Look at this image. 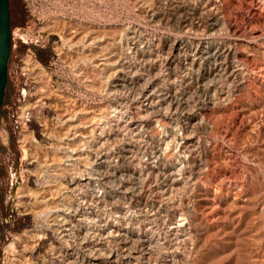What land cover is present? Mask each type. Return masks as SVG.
Returning a JSON list of instances; mask_svg holds the SVG:
<instances>
[{
    "label": "rangeland",
    "instance_id": "rangeland-1",
    "mask_svg": "<svg viewBox=\"0 0 264 264\" xmlns=\"http://www.w3.org/2000/svg\"><path fill=\"white\" fill-rule=\"evenodd\" d=\"M10 20L0 264H264V0H10Z\"/></svg>",
    "mask_w": 264,
    "mask_h": 264
},
{
    "label": "water",
    "instance_id": "water-1",
    "mask_svg": "<svg viewBox=\"0 0 264 264\" xmlns=\"http://www.w3.org/2000/svg\"><path fill=\"white\" fill-rule=\"evenodd\" d=\"M11 52L10 0H0V109L2 106Z\"/></svg>",
    "mask_w": 264,
    "mask_h": 264
},
{
    "label": "built area",
    "instance_id": "built-area-1",
    "mask_svg": "<svg viewBox=\"0 0 264 264\" xmlns=\"http://www.w3.org/2000/svg\"><path fill=\"white\" fill-rule=\"evenodd\" d=\"M32 35H34L33 39H31ZM16 37L26 48V57L24 61L33 69H40V64L36 57L35 47H43L44 40L39 35V30H37L35 27L28 26L22 32L19 31L16 33ZM14 39L15 33L11 31V43Z\"/></svg>",
    "mask_w": 264,
    "mask_h": 264
},
{
    "label": "bare ground",
    "instance_id": "bare-ground-1",
    "mask_svg": "<svg viewBox=\"0 0 264 264\" xmlns=\"http://www.w3.org/2000/svg\"><path fill=\"white\" fill-rule=\"evenodd\" d=\"M147 100V99H146ZM101 230V229H100ZM99 230V231H100ZM103 231H104V229H102ZM100 233V232H99ZM112 234V233H111ZM99 235H101V234H99ZM119 236V235H118ZM144 241V240H143ZM138 242V241H137ZM148 242V241H147ZM122 243V242H121ZM101 244V243H100ZM125 244H127V243H125ZM124 244V245H125ZM148 244H149V242H148ZM151 244V243H150ZM103 245V244H102ZM120 245V244H119ZM147 246V245H146ZM161 246V245H160ZM95 247V246H94ZM143 247V246H142ZM148 247V246H147ZM90 248H92V247H90ZM122 248V247H121ZM126 248V247H125ZM146 248V247H145ZM95 250V249H94ZM130 250V249H129ZM84 252V251H83ZM89 252V251H88ZM129 252V251H128ZM94 253H96L95 251H94ZM122 253V252H121ZM133 253H136V252H133ZM138 253V252H137ZM111 254H112V252H111ZM124 254V253H123ZM122 254V255H123ZM141 255V254H140ZM147 255V254H146ZM128 256H130V255H128ZM96 257V256H95ZM118 257V256H117ZM132 257V256H131ZM138 257V256H137ZM129 258V257H128ZM139 258V257H138ZM94 259V258H93ZM97 259V258H96ZM103 259V258H102ZM109 259V258H108ZM126 259V258H125ZM132 259V258H131ZM136 259V258H135ZM120 260V259H119ZM137 260V259H136ZM147 260V259H146ZM115 261H118L117 259L115 260ZM144 261V260H143ZM89 262V261H88ZM146 262V261H145ZM114 263V262H113ZM130 263H131V261H130ZM144 263V262H143ZM91 264V263H90ZM92 264H94V262L92 263ZM102 264V263H101ZM120 264H122V263H120ZM126 264V263H125ZM133 264V263H132ZM145 264V263H144Z\"/></svg>",
    "mask_w": 264,
    "mask_h": 264
}]
</instances>
